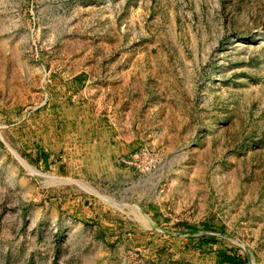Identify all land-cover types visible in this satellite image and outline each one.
<instances>
[{
  "label": "rangeland",
  "instance_id": "374dc122",
  "mask_svg": "<svg viewBox=\"0 0 264 264\" xmlns=\"http://www.w3.org/2000/svg\"><path fill=\"white\" fill-rule=\"evenodd\" d=\"M0 264H264V0H0Z\"/></svg>",
  "mask_w": 264,
  "mask_h": 264
},
{
  "label": "crops",
  "instance_id": "0c3cea01",
  "mask_svg": "<svg viewBox=\"0 0 264 264\" xmlns=\"http://www.w3.org/2000/svg\"><path fill=\"white\" fill-rule=\"evenodd\" d=\"M50 159H51V156H49V157L47 158V156H46V154H45V155H42V156H41V160H40V162L46 164V163L49 162Z\"/></svg>",
  "mask_w": 264,
  "mask_h": 264
},
{
  "label": "trees",
  "instance_id": "16d2710c",
  "mask_svg": "<svg viewBox=\"0 0 264 264\" xmlns=\"http://www.w3.org/2000/svg\"><path fill=\"white\" fill-rule=\"evenodd\" d=\"M224 259L226 260V262H230V261H229V258H226V257H225Z\"/></svg>",
  "mask_w": 264,
  "mask_h": 264
}]
</instances>
